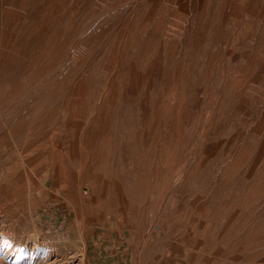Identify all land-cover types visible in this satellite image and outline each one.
<instances>
[{"label": "rangeland", "instance_id": "1", "mask_svg": "<svg viewBox=\"0 0 264 264\" xmlns=\"http://www.w3.org/2000/svg\"><path fill=\"white\" fill-rule=\"evenodd\" d=\"M0 264H264V0H0Z\"/></svg>", "mask_w": 264, "mask_h": 264}, {"label": "bare ground", "instance_id": "2", "mask_svg": "<svg viewBox=\"0 0 264 264\" xmlns=\"http://www.w3.org/2000/svg\"><path fill=\"white\" fill-rule=\"evenodd\" d=\"M99 27V26H98ZM93 34V33H92ZM11 116V115H10ZM10 127V126H9ZM6 253V252H5ZM7 254L12 256V257H17V254L12 252L11 250L10 251H7Z\"/></svg>", "mask_w": 264, "mask_h": 264}]
</instances>
